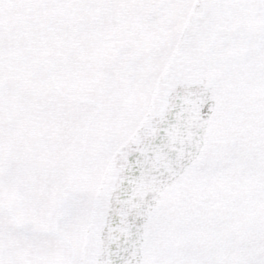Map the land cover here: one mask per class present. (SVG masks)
<instances>
[{"label":"snow or ice","instance_id":"1","mask_svg":"<svg viewBox=\"0 0 264 264\" xmlns=\"http://www.w3.org/2000/svg\"><path fill=\"white\" fill-rule=\"evenodd\" d=\"M0 264H264V0H0Z\"/></svg>","mask_w":264,"mask_h":264}]
</instances>
